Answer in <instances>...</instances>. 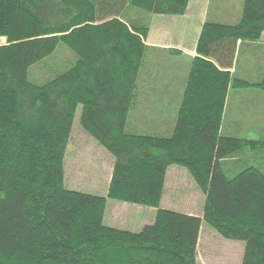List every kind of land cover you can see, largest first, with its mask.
<instances>
[{"label": "trees", "instance_id": "trees-1", "mask_svg": "<svg viewBox=\"0 0 264 264\" xmlns=\"http://www.w3.org/2000/svg\"><path fill=\"white\" fill-rule=\"evenodd\" d=\"M188 2L0 0V264H198L202 221L244 242L240 264H264V140L221 132L230 87L264 91V76L228 68L238 41H259L264 0H242L235 23L202 24L169 134L129 124L154 56L149 17L184 14ZM60 43L72 62L30 80ZM78 104L81 127L113 158L106 195L64 183ZM172 164L204 194L201 215L160 207ZM107 198L156 207L154 218L136 231L105 224Z\"/></svg>", "mask_w": 264, "mask_h": 264}, {"label": "rangeland", "instance_id": "rangeland-1", "mask_svg": "<svg viewBox=\"0 0 264 264\" xmlns=\"http://www.w3.org/2000/svg\"><path fill=\"white\" fill-rule=\"evenodd\" d=\"M242 0H209L208 17L219 16L218 21L235 23L240 19ZM5 42L0 37V44ZM256 56L261 57L263 51H254ZM74 54L63 43L58 44L55 50L45 59L37 62L29 68V78L35 82H43L51 77L53 73L73 60ZM75 57V56H74ZM244 55L240 54L237 64V73H242L246 67ZM170 62L180 63L176 56H168ZM183 66L175 67V70L182 71ZM254 67L252 70H257ZM175 71L172 76L180 82ZM264 75L262 72L249 75V80L258 81ZM150 104H137L129 114L130 126L137 120L143 127L150 123ZM156 107L155 119H163L166 128L170 124L174 106L163 105L158 115ZM154 110V108L152 109ZM81 105L78 104L70 139L64 157L65 186L100 195H106L107 182L112 169L113 158L111 154L99 145L80 125L79 116ZM146 120L147 122H144ZM222 134L264 140V91L256 86L232 88L224 107L221 123ZM248 154H251L250 152ZM252 163L262 164L254 157L249 158ZM255 161V162H254ZM240 164V163H239ZM256 164V163H255ZM204 195L197 186L195 180L188 170L177 164L168 167L165 190L162 194L160 207L177 211L201 215ZM156 207L141 205L107 198L105 208V223L114 227L127 228L136 231L145 223L153 220ZM139 224L137 227L133 225ZM244 242L236 239H229L221 236L216 230L202 221L197 241V262L198 264H240L243 253Z\"/></svg>", "mask_w": 264, "mask_h": 264}, {"label": "crops", "instance_id": "crops-1", "mask_svg": "<svg viewBox=\"0 0 264 264\" xmlns=\"http://www.w3.org/2000/svg\"><path fill=\"white\" fill-rule=\"evenodd\" d=\"M208 5L209 0H189L187 10L184 14L150 15L148 33L145 38V43L154 47V49H152L153 51H151L152 55L154 56H151L153 58L149 61L151 63L149 64L150 66H148L150 74L149 78H147L146 81H142L143 85L139 88L136 103V105L150 104L152 106L149 107L150 117L147 118L150 123L144 120V122H147L148 125H145L143 127L140 123H137L139 119L134 120V122L130 126L134 131L141 132L147 130L150 133L164 135L170 133L172 120L170 119V124L168 128H166V121H161L163 120L161 118H159L158 120L155 119L154 116L156 107L154 106H160V108H158V115L162 111H160V109L163 105L174 106L175 112V107L180 102L191 58L197 54L196 42L201 30V26L206 20L218 21L217 18L219 16H214L212 18L208 17ZM167 48H176L180 51L179 54L172 55L176 56L180 63H177L176 65L174 64V62H170V60H167V57L170 56L168 54V51H166ZM237 48L238 49L236 52L235 60L233 64L228 67L229 70L237 76L245 79H249V75L258 74V72H262V75H264V31L262 32L259 41L254 43L243 42L241 45L240 41H238ZM252 50H256L257 52L262 50L263 53L261 57L254 58L256 54ZM240 54H243L245 56L244 61L246 67L243 69L242 73L239 74L237 73V64L240 58ZM181 66H183L181 72L175 70V67ZM254 67H259V69L252 70ZM175 71L182 75L178 76L179 78L181 77L180 82L172 77ZM230 91H232L231 87L227 91L225 104L228 100ZM153 108L154 110H152ZM174 112L172 113V116L175 115ZM104 219L105 212L103 217V222L105 223ZM138 225L139 224L133 226L137 227Z\"/></svg>", "mask_w": 264, "mask_h": 264}]
</instances>
